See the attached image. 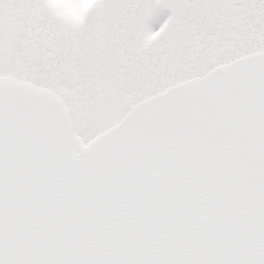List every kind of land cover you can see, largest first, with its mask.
I'll return each instance as SVG.
<instances>
[{"label":"snow or ice","instance_id":"obj_1","mask_svg":"<svg viewBox=\"0 0 264 264\" xmlns=\"http://www.w3.org/2000/svg\"><path fill=\"white\" fill-rule=\"evenodd\" d=\"M0 264H264V0H0Z\"/></svg>","mask_w":264,"mask_h":264}]
</instances>
